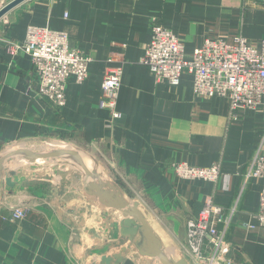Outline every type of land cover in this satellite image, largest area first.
<instances>
[{"label": "crops", "instance_id": "obj_1", "mask_svg": "<svg viewBox=\"0 0 264 264\" xmlns=\"http://www.w3.org/2000/svg\"><path fill=\"white\" fill-rule=\"evenodd\" d=\"M12 1L0 0V10ZM153 18L178 36L187 56L206 39L264 41V0H27L0 19V159L48 152L47 144L78 145L84 159L96 161L102 180L140 204L164 253L176 261L186 259L187 223L208 197L226 213L237 206L227 235L231 256L235 264H264V228L248 227L257 225L261 184L246 179L263 143L264 100L234 119L225 99L196 95L191 75L178 87L157 83L139 63ZM31 25L67 33L70 47L93 59L83 84L69 80L61 110L38 95L32 58L10 49L25 43ZM121 65V117L112 124L100 105L102 83L106 68ZM44 161L54 164H4L0 212L25 209L27 216L0 218V264H160L140 254L139 238L122 236L120 211L87 193V167ZM179 163H220L222 176L216 183L181 181Z\"/></svg>", "mask_w": 264, "mask_h": 264}, {"label": "built area", "instance_id": "obj_2", "mask_svg": "<svg viewBox=\"0 0 264 264\" xmlns=\"http://www.w3.org/2000/svg\"><path fill=\"white\" fill-rule=\"evenodd\" d=\"M151 32V42L139 63L150 70L157 83L178 87L184 74L191 75L196 95L225 99L234 119L263 103L264 41L253 46L242 36H235L231 42L206 39L191 56H187L178 36L164 27L158 18L152 19ZM10 49L14 53L23 50L32 58L39 77L38 95L58 110L66 105L69 80L75 78L78 84H83L89 78V66L93 63L91 57L70 47L67 33L50 27L29 26L25 43L22 46L12 43ZM123 74L122 65L104 71L100 105L110 112L112 124L121 117L117 105ZM174 169L177 178L186 182L216 183L222 176L220 163L208 168L179 163ZM246 179L261 184L259 210L254 215L257 225L248 227L264 228V138ZM224 189L227 190L226 185ZM236 207L226 213L211 197L205 200L199 217L187 223L185 255L189 264H235L227 235ZM26 216L25 209L11 208L8 215L0 212L3 221H22Z\"/></svg>", "mask_w": 264, "mask_h": 264}, {"label": "water", "instance_id": "obj_3", "mask_svg": "<svg viewBox=\"0 0 264 264\" xmlns=\"http://www.w3.org/2000/svg\"><path fill=\"white\" fill-rule=\"evenodd\" d=\"M27 0H13L0 10V19L7 15L11 10L21 5ZM29 151V150H24ZM27 155L8 154L0 159V179L2 178V171L4 164L12 158H20L29 162H35L39 159H53V160H77L83 166L87 167L86 184L88 187L87 193L91 196L97 197L100 202L107 208L115 209L123 214L124 219L120 222L121 234L123 237L134 241L139 238L136 244L140 254L152 259L158 260L160 264H189L187 259L182 258L178 261L168 257L163 250L159 238L155 235L145 216L140 212V204L129 203L122 195L119 188L114 186L109 180L101 179V170L95 166V163L89 162L80 157H73L70 155H53L46 151L28 152ZM6 184L10 188H14L12 179H7Z\"/></svg>", "mask_w": 264, "mask_h": 264}, {"label": "rangeland", "instance_id": "obj_4", "mask_svg": "<svg viewBox=\"0 0 264 264\" xmlns=\"http://www.w3.org/2000/svg\"><path fill=\"white\" fill-rule=\"evenodd\" d=\"M42 148L47 150L48 152L53 153V155H66V156L70 155L73 157H80V155H83L84 153H86V150L82 149L78 145H77V147H75L73 145L70 146L67 143H64L61 147L47 144V145L42 146ZM37 161L38 162H36V161L35 162H29L27 160L20 159V158H12L11 165H12V167L23 169L26 167H30L29 165H44V164H49V163H51V165L54 164V162L52 163L49 161H44V159H40ZM60 165H69L72 168L83 166L77 160H68V161H66V163H63Z\"/></svg>", "mask_w": 264, "mask_h": 264}]
</instances>
